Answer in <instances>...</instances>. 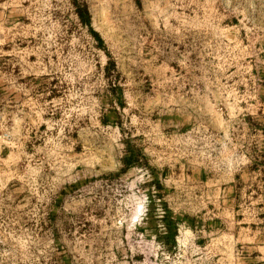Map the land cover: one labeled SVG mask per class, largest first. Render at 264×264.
<instances>
[{
    "label": "rangeland",
    "instance_id": "obj_1",
    "mask_svg": "<svg viewBox=\"0 0 264 264\" xmlns=\"http://www.w3.org/2000/svg\"><path fill=\"white\" fill-rule=\"evenodd\" d=\"M78 2L0 0V264H264V0Z\"/></svg>",
    "mask_w": 264,
    "mask_h": 264
},
{
    "label": "trees",
    "instance_id": "obj_2",
    "mask_svg": "<svg viewBox=\"0 0 264 264\" xmlns=\"http://www.w3.org/2000/svg\"><path fill=\"white\" fill-rule=\"evenodd\" d=\"M72 6L74 7V13L75 16L77 17L78 21L83 24L86 25L90 31V33H92V35L94 36V39H96V41L98 42V44L101 45V40L98 37L97 33L94 32L93 30H91L90 28V20H89V14L87 12L86 7L83 4H80L78 2V0H71ZM132 158H125L124 159V163L125 164H129L131 163ZM126 161V162H125ZM167 213V210L166 212ZM161 221H164V225H165V233L163 234V238H165L166 240H169L170 242L173 241L174 239V234H175V229H176V222L174 219L170 218L168 215L167 216H162Z\"/></svg>",
    "mask_w": 264,
    "mask_h": 264
}]
</instances>
